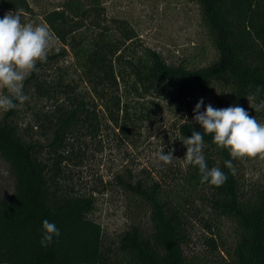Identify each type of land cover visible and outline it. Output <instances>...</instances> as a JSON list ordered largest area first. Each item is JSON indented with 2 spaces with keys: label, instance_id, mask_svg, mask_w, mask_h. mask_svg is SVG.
<instances>
[{
  "label": "trees",
  "instance_id": "trees-1",
  "mask_svg": "<svg viewBox=\"0 0 264 264\" xmlns=\"http://www.w3.org/2000/svg\"><path fill=\"white\" fill-rule=\"evenodd\" d=\"M188 1L198 5L216 51V59L204 67L168 64L148 48L136 51L133 32L121 27L117 34L102 24L100 0H64L60 8L43 14L59 46L46 63H37L23 93L52 102L53 109L25 128L17 122L18 101L0 117V160L13 180L12 193L0 199V264H111L112 254L122 256V264H192L183 247L196 202L236 229L232 249L208 264H264V185L248 195L243 192L235 161L233 172L225 166L231 159L228 151L194 122L196 103L191 102L210 90L215 91L216 109L240 106L249 111V104L253 109L264 101V0ZM0 10L32 13L27 0H0ZM66 57L86 93L63 74L59 62ZM49 69L56 73L52 80L43 77ZM147 96L164 100L180 114L181 139L193 131L202 133L208 169L219 168L227 180L219 187L201 183L198 166L188 164L167 187L117 178L146 208L149 227L131 225L119 236L116 252L109 253L99 224L89 218L94 198L69 184L61 169L67 159L63 153L72 155L73 141L84 133L132 132L137 115L132 102ZM38 127L49 134L44 144L31 136ZM45 219L55 223L60 235L42 247Z\"/></svg>",
  "mask_w": 264,
  "mask_h": 264
},
{
  "label": "rangeland",
  "instance_id": "rangeland-1",
  "mask_svg": "<svg viewBox=\"0 0 264 264\" xmlns=\"http://www.w3.org/2000/svg\"><path fill=\"white\" fill-rule=\"evenodd\" d=\"M27 1L32 13L21 14L22 23L44 26L43 14L60 8L64 2ZM100 5L104 13L102 24L117 34L121 27L133 32L136 35L133 41L136 51L148 48L159 53L168 64H183L188 68L204 67L216 59V51L195 3L188 0H100ZM6 13L0 10V18ZM55 46L59 45L54 39L52 49ZM59 66L63 74L75 80L79 90L86 93L71 57L60 61ZM55 74L53 69H49L43 73V77L52 80ZM214 93V90H210L197 94L191 102L197 104L203 99L200 112L209 104L216 108ZM0 94L8 95V92L0 89ZM28 97L18 109L17 122L21 128L34 125L35 119L50 114L53 109L50 101L31 95ZM132 104L137 114L132 132L126 136L119 132L84 133V136L80 135L73 141L72 155L63 153L67 159L61 165L76 192L94 198V208L89 218L99 224L109 253L116 252L119 236L131 225L144 229L149 227L146 208L117 184V178L131 182H158L167 187L176 181L187 165L184 159L187 151L183 143L185 140L179 137L177 131L180 114L170 110L164 100L152 96L135 100ZM3 112L0 109V117ZM247 112L264 124V110L256 112L251 108ZM30 133L42 144L49 135L40 127ZM162 148L164 154L171 151L173 159L170 164L165 165L157 159L156 154ZM234 161L244 193L248 195L264 185V161ZM12 190L13 180L8 165L0 160V199L7 198ZM194 205L189 217L184 254L192 264H208L218 254L223 256L224 250L232 249L236 229L228 219L215 216L209 207L201 206L199 202ZM121 257L112 254L111 264H122Z\"/></svg>",
  "mask_w": 264,
  "mask_h": 264
},
{
  "label": "clouds",
  "instance_id": "clouds-1",
  "mask_svg": "<svg viewBox=\"0 0 264 264\" xmlns=\"http://www.w3.org/2000/svg\"><path fill=\"white\" fill-rule=\"evenodd\" d=\"M54 36L44 25L22 23L20 12H8L0 18V89H6L8 95L0 94V109L9 111L29 99L23 93V82L37 71V63H46L52 50ZM58 52L59 49L57 48ZM218 94V93H217ZM249 100L255 97H249ZM201 99L195 106L194 122L203 128L204 134H211L213 143L226 149L231 157L225 166L235 171L232 160L259 159L264 161V124L240 106H229L216 109L210 104L203 112ZM250 105V104H249ZM252 108V105H250ZM254 111L264 110V101L255 105ZM187 148L184 156L188 165L198 166L201 183L219 187L227 180V176L216 167L208 169L203 155L204 140L201 132L193 131L184 142ZM157 159L167 165L172 162L171 151L164 154L163 148ZM43 234L40 240L42 247L52 243L59 237L60 231L55 223L45 219L42 222Z\"/></svg>",
  "mask_w": 264,
  "mask_h": 264
}]
</instances>
